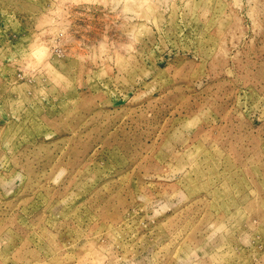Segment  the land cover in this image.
<instances>
[{
	"label": "rangeland",
	"instance_id": "374dc122",
	"mask_svg": "<svg viewBox=\"0 0 264 264\" xmlns=\"http://www.w3.org/2000/svg\"><path fill=\"white\" fill-rule=\"evenodd\" d=\"M0 264H264V0H0Z\"/></svg>",
	"mask_w": 264,
	"mask_h": 264
}]
</instances>
